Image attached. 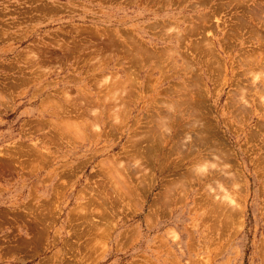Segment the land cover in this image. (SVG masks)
<instances>
[{"label":"rangeland","instance_id":"374dc122","mask_svg":"<svg viewBox=\"0 0 264 264\" xmlns=\"http://www.w3.org/2000/svg\"><path fill=\"white\" fill-rule=\"evenodd\" d=\"M0 264H264V0H0Z\"/></svg>","mask_w":264,"mask_h":264},{"label":"bare ground","instance_id":"6f19581e","mask_svg":"<svg viewBox=\"0 0 264 264\" xmlns=\"http://www.w3.org/2000/svg\"><path fill=\"white\" fill-rule=\"evenodd\" d=\"M199 26V25H198ZM194 33H196V31L194 32ZM193 33V34H194ZM112 36H114V35H112ZM111 36V37H112ZM130 36V35H129ZM199 36V35H198ZM110 38V37H109ZM112 38H114V37H112ZM186 38H187V36H186ZM131 39V38H130ZM108 41V40H107ZM193 47V46H192ZM196 49V48H195ZM156 54V53H155ZM133 55V54H132ZM157 55V54H156ZM159 55V54H158ZM94 59V58H93ZM41 68V67H40ZM11 70V69H10ZM32 74V73H31ZM39 74V73H38ZM133 81V80H132ZM17 83V82H16ZM14 84V83H13ZM113 84V83H112ZM123 85V84H122ZM107 87V86H106ZM103 91V90H102ZM3 94V93H2ZM10 97V96H9ZM85 97V96H84ZM82 104V103H81ZM96 104V103H95ZM57 105V104H56ZM64 106V105H63ZM100 106V105H99ZM79 110H81V109H79ZM83 110V109H82ZM106 112V111H105ZM115 113V112H114ZM77 118V117H76ZM107 118V117H106ZM154 121V120H153ZM44 127V126H43ZM34 128H36V127H34ZM33 128V129H34ZM76 131V130H75ZM144 133V132H143ZM142 133V134H143ZM146 133V132H145ZM150 136V135H149ZM133 137V136H132ZM49 138V137H48ZM148 138V137H147ZM54 138H52V140H53ZM57 142V141H56ZM148 142V141H147ZM133 144V143H132ZM146 145V144H145ZM130 146V145H129ZM50 148V147H49ZM139 148H141V147H139ZM17 150V149H16ZM13 152V151H12ZM11 153V152H10ZM14 153V152H13ZM28 154V153H27ZM48 154V153H47ZM8 155H10V154H8ZM34 155V154H33ZM32 156V155H31ZM51 157V156H50ZM33 159V158H32ZM140 159V158H139ZM17 167V166H16ZM25 168V167H24ZM131 174V173H130ZM124 180V179H123ZM88 206V205H87ZM91 211V210H90ZM95 216V215H94ZM95 225V224H94Z\"/></svg>","mask_w":264,"mask_h":264}]
</instances>
